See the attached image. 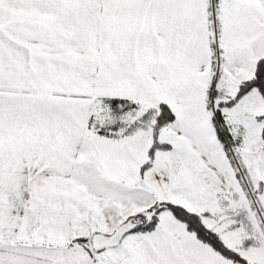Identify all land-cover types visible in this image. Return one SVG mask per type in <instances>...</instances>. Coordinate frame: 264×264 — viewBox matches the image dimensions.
I'll use <instances>...</instances> for the list:
<instances>
[{
    "label": "snow or ice",
    "instance_id": "1",
    "mask_svg": "<svg viewBox=\"0 0 264 264\" xmlns=\"http://www.w3.org/2000/svg\"><path fill=\"white\" fill-rule=\"evenodd\" d=\"M0 264H264V0H0Z\"/></svg>",
    "mask_w": 264,
    "mask_h": 264
}]
</instances>
